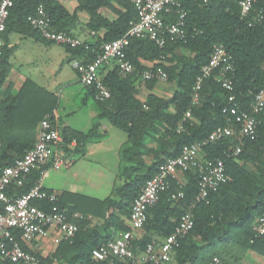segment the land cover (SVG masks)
<instances>
[{"label": "trees", "instance_id": "1", "mask_svg": "<svg viewBox=\"0 0 264 264\" xmlns=\"http://www.w3.org/2000/svg\"><path fill=\"white\" fill-rule=\"evenodd\" d=\"M109 1H115L124 9L117 12V18L112 22L98 14L103 6L112 10ZM39 6L44 8L51 26L58 31L67 30L75 19L58 0H15L9 9L3 41L6 32L14 31L44 42L27 23V17ZM184 7L187 12V41L167 42L159 48L150 39H131L126 57L134 65L135 72L125 79L118 76L116 67L104 74L99 73L110 91V98L97 102L100 113L91 130L86 134L62 130L63 142L75 141V152L80 155L84 153L83 145L103 138L98 133L101 121L126 134L127 144L121 151L125 163L121 173L125 181L115 189L112 197L101 202L106 213L112 209V215H107L105 221L112 219V224L117 225L121 232L129 230L133 200L166 159L177 157L183 148L231 123V117L224 112L228 92L213 77L203 81L198 105H190L195 79L207 64L213 46H223L232 57L234 94L242 109L248 110L254 94L264 84V0H255L247 18L240 16L235 2L227 0L186 2ZM78 8L88 14L89 29L103 27L107 30L101 38L87 43L86 50L83 47L68 48L83 56V60L92 59L100 53L102 43L121 38L137 22V13L128 0H78ZM167 21L171 22L173 18L169 16ZM10 52L4 44L0 59L1 167L12 165L32 148L37 125L46 115L53 117L57 104L54 95L29 79L23 81L18 89L8 86L1 94V87L10 71L7 62ZM142 62L149 63L150 69L159 66L164 70L167 83L173 86L170 97L149 94L143 101L138 98L137 86L142 82L140 74L148 68ZM144 83L149 90L156 85V81ZM88 89L93 95L91 88ZM188 109H191V116L183 122ZM256 121V138L223 139L201 151V160L221 159L226 170V181L210 196L207 204L192 206L198 175L190 171L180 176L182 199L168 202L167 195L163 194L147 210L142 235L134 242L136 255L152 241L154 235L160 239L170 235L181 215L190 212L194 226L172 254L170 263L213 264L212 260L216 258L217 264H241L249 253L264 258V237H256L252 231L254 222L264 215V115H257ZM179 125H182V130L178 132ZM236 144L241 147V153L235 158L226 157L228 149ZM145 157L150 158L148 163ZM41 169H33L21 187L8 186L6 193L10 196L25 194L39 178ZM171 189H177L175 182ZM34 205L44 211L52 206L45 201H36ZM74 211L68 208L69 213ZM74 222L79 230L72 239L59 244L54 254L56 259L62 258L65 264H132V261L117 258L94 260L91 250L106 244L111 238L97 239L95 231H83L86 221ZM34 256L42 264H52L51 259H44L37 253ZM0 264L11 263L0 261Z\"/></svg>", "mask_w": 264, "mask_h": 264}, {"label": "built area", "instance_id": "2", "mask_svg": "<svg viewBox=\"0 0 264 264\" xmlns=\"http://www.w3.org/2000/svg\"><path fill=\"white\" fill-rule=\"evenodd\" d=\"M14 1L0 0V59L4 45L2 37L9 9ZM128 1L137 13V22L121 38L102 43L100 53L93 61L73 63V67L80 74L81 83L91 88L98 102L110 98V91L99 75L101 68L113 62L118 76L123 79L135 72L134 65L126 57V49L131 39H150L159 48H163L167 42L185 43L188 35L185 30L187 12L184 4L206 0ZM227 1L238 5L242 18L250 15L255 2V0ZM169 16L173 18V21H167ZM27 23L46 41L70 48L80 46L88 48L87 44L81 40L65 32L52 30L49 17L42 6L37 7L34 14L27 17ZM94 36L92 32L91 37L94 38ZM233 73L232 57L223 46L214 45L207 64L202 67L195 79L190 105L191 107L198 105L203 81L213 77L220 87L228 92L224 112L231 117V123L215 129L205 139L183 148L177 157L166 159L157 172L146 180L133 200L128 219L129 230L120 232L106 244L93 248L91 255L94 260L105 261L109 258H117L132 261V264H169L171 262L172 254L194 226L193 215L190 212L183 213L170 235L160 242L151 241L136 255L137 248L134 247V242L140 238L139 233L146 222L147 210L152 208L163 194L167 195L168 202L182 199L184 193L180 176L190 171L198 175L197 193L193 198L192 206L200 203L207 204L210 196L216 193L226 181V170L221 159L201 160V151L209 144L223 139L256 138V116L264 115V84L254 94L248 110H244L236 101ZM140 78L142 82L165 83L168 80L167 74L159 66L144 70ZM190 116L191 109H188L182 121L184 122ZM181 130L182 125H179L177 131ZM61 144V136L55 129L51 117L46 115L38 124L37 136L32 148L12 165L0 166V257L11 264H42L40 259L34 256V252L25 249L24 245L28 246L51 238L52 243L57 246L64 239L72 238L79 230L78 226L69 222L66 215L57 207L56 195L47 193L42 187L43 168L51 165L52 169L58 170L63 165L61 157H54L55 148ZM240 153L241 147L236 144L228 149L226 157L235 158ZM35 168H42L40 177L25 194L10 196L6 193L5 189L10 185L21 187ZM174 182L177 189L172 190ZM36 201H45L53 205L50 211L46 212L34 205ZM252 231L256 237H264V215L254 222ZM212 263L217 264L218 260L214 258Z\"/></svg>", "mask_w": 264, "mask_h": 264}, {"label": "crops", "instance_id": "3", "mask_svg": "<svg viewBox=\"0 0 264 264\" xmlns=\"http://www.w3.org/2000/svg\"><path fill=\"white\" fill-rule=\"evenodd\" d=\"M58 1L69 15L75 17L68 29L60 32H65L85 44L93 43L97 38H101L107 33V30L103 27L97 30L89 29V16L84 10L78 8V0ZM108 5L109 7L112 6V10L103 6L99 8L98 14L105 20L112 22L117 18V12L124 11V9L115 1H109ZM50 27L52 30L58 31L51 26V21ZM92 32L95 34L94 38L91 37ZM3 43L11 52L7 59L10 71L1 87V94L8 86L12 85L15 89H18L23 81L29 79L36 85L46 89L57 99L51 120L62 138V144L55 148L54 157H61L63 165L58 170L52 169L51 165L43 168V189L47 193L56 195V205L66 215L69 222L76 224L75 220H84L87 223L83 229L84 232L92 230L95 231L94 237H97V239H112L121 230L117 225L112 224V219L105 221L107 215H112V209L106 213L101 202L112 197L115 189L119 187H115V184L117 179L122 177L121 171L125 167V163L121 158V151L127 144L126 134L113 128L108 122L101 121L98 133L103 138L99 142L83 145V155L75 152L77 146L75 141L64 143L62 134V130L65 129L86 134L91 130L95 118L100 113L94 93L92 95L91 91L81 83L80 74L73 67L75 62L93 61L98 54L92 59L83 60V56L70 51L68 49L70 47L46 40L44 42L37 41L25 34L14 31L5 33ZM23 43L26 44V47H23L21 58H19L21 60L17 61L14 52L21 45L23 46ZM14 63L30 64L32 66L29 70L31 74L28 73L27 76H24L15 69ZM141 64L145 67L148 66L145 70L150 68V64L147 62ZM21 65L18 64V67H21ZM114 67L113 62L108 63L99 70V73L103 72L104 74L112 71ZM145 84L141 82L137 86L138 98L142 101L149 94L168 98L173 92V86L167 82L160 83L156 81V85L151 90L147 89ZM160 84H165L166 87L164 88ZM166 89H168V92H166ZM37 129L38 125L35 140ZM149 146L152 145L149 144ZM144 160L148 163L150 158L145 157ZM68 208H73L75 211L69 213ZM50 209L46 212H49ZM121 220H125V218L121 217ZM70 239H64L61 244ZM161 240L156 235L152 238V241L156 242ZM60 245H54L51 238H49L28 246L24 245V248L39 254L44 259H51L52 264H65L62 258L56 259L54 257ZM0 261L7 262L1 257Z\"/></svg>", "mask_w": 264, "mask_h": 264}, {"label": "rangeland", "instance_id": "4", "mask_svg": "<svg viewBox=\"0 0 264 264\" xmlns=\"http://www.w3.org/2000/svg\"><path fill=\"white\" fill-rule=\"evenodd\" d=\"M25 45L26 44L23 43V46L21 45L20 48L14 52V54L17 58V61L21 60L19 58H21V55L23 52V47H26ZM18 64H22L21 67H18ZM14 67H15V69L18 70V72H20L24 76H27L28 73L31 74V72H29V70L32 68V66L30 64L14 63ZM160 85L164 88L166 87L165 84H160ZM166 92H168V89H166ZM124 181H125V179L123 177L118 178L116 181L115 187L121 186L124 183ZM141 235H142V231L139 233V236H141ZM241 264H264V258L254 256L253 254L249 253L244 257Z\"/></svg>", "mask_w": 264, "mask_h": 264}]
</instances>
